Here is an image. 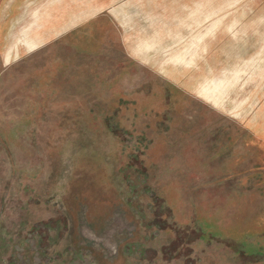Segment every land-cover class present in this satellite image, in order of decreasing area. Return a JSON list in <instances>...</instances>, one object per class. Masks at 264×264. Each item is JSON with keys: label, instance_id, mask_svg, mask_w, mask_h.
<instances>
[{"label": "rangeland", "instance_id": "1", "mask_svg": "<svg viewBox=\"0 0 264 264\" xmlns=\"http://www.w3.org/2000/svg\"><path fill=\"white\" fill-rule=\"evenodd\" d=\"M44 2L0 58V264H30L72 93L166 126L106 264H264V0H98L91 32L46 44Z\"/></svg>", "mask_w": 264, "mask_h": 264}, {"label": "water", "instance_id": "2", "mask_svg": "<svg viewBox=\"0 0 264 264\" xmlns=\"http://www.w3.org/2000/svg\"><path fill=\"white\" fill-rule=\"evenodd\" d=\"M165 129L72 93L40 175L30 264H106Z\"/></svg>", "mask_w": 264, "mask_h": 264}, {"label": "crops", "instance_id": "3", "mask_svg": "<svg viewBox=\"0 0 264 264\" xmlns=\"http://www.w3.org/2000/svg\"><path fill=\"white\" fill-rule=\"evenodd\" d=\"M76 1L77 0H56L50 6V0H45L43 6H45L47 10L52 7L53 10L56 8L58 12L53 14V18H50V20L49 18L48 20H42V27L39 31L43 32V34L39 35L38 39L42 40L43 44L54 39L66 38L72 34L74 37H81L80 35L83 31L88 32V30L90 31L95 28L92 23L95 22L93 19L97 17L99 12V9H96L98 0H85L84 6L81 9L85 10L83 14H79L78 12L74 17L67 20L66 17L69 13L74 14L73 11L75 10L76 12L77 5L83 2L76 3ZM33 3L34 0H0V58H4L5 64L14 63L19 58L18 54L21 52H19L20 49L18 46V14L20 10L30 5L32 6ZM85 3H88L87 5L89 6H85ZM91 20H93L92 23L89 22ZM50 22L53 24L51 27ZM24 29L27 30L26 27ZM81 30L83 31L80 34L77 33ZM12 33L15 34L12 35ZM20 44L27 51H30L35 47L34 45H36L35 42L29 43L25 40H22ZM123 45H125V42Z\"/></svg>", "mask_w": 264, "mask_h": 264}]
</instances>
